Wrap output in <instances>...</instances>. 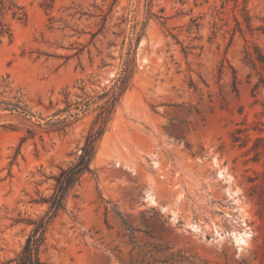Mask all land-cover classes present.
<instances>
[{
	"label": "rangeland",
	"instance_id": "1",
	"mask_svg": "<svg viewBox=\"0 0 264 264\" xmlns=\"http://www.w3.org/2000/svg\"><path fill=\"white\" fill-rule=\"evenodd\" d=\"M5 4L0 102L20 99L31 115L0 104V264L44 213L35 201L78 154L106 100L97 96L123 75L96 175L48 230V263L264 264L251 193L264 179V156L251 151L264 138V91L253 95L242 63L245 46L264 51V0ZM238 128L250 141L233 142Z\"/></svg>",
	"mask_w": 264,
	"mask_h": 264
},
{
	"label": "trees",
	"instance_id": "2",
	"mask_svg": "<svg viewBox=\"0 0 264 264\" xmlns=\"http://www.w3.org/2000/svg\"><path fill=\"white\" fill-rule=\"evenodd\" d=\"M12 4H10L11 6ZM5 0H0V20L5 10ZM18 11H12L14 18L24 20L26 14L20 8L14 6ZM10 9V8H8ZM247 28H249L248 19L245 18ZM236 28L241 34L242 28L240 22L236 21ZM264 34V28H262ZM10 36V34H9ZM242 63L251 71L248 78L253 75L257 77L256 82L253 84L252 93L257 95L259 91H264V51L258 46H245L243 49ZM126 86L125 76L116 79L112 91L105 90L102 94L98 95V99H105L104 103L99 107V113L93 122L91 128L87 132L83 144L78 149V154L74 160L70 161L66 166L59 167L55 174H51L48 179L52 181L51 193L47 196H41L35 203L45 206L44 213L35 220H28L27 225L31 226L29 234L27 235L20 250L15 256L8 261V264H49L45 258L47 253V234L50 226L55 218L66 211L67 204L70 198L77 199V190L81 184L82 179L86 175L95 176L96 171L93 167V162L96 158L99 142L105 132L106 126L111 120L114 109L118 104L122 91ZM232 89L236 91V73L233 71ZM0 104L4 105L3 110L10 113L28 116L31 115L26 105L20 99L16 102H8ZM263 109H264V103ZM252 131H259L256 128H251ZM249 128L236 129L233 133V142L246 143L250 141ZM255 145L251 149L254 153L253 161H258L261 156H264V138L256 137ZM256 179L249 180L254 182ZM252 196H255L260 205L259 215L262 218V261L264 260V179L261 184H254L252 186Z\"/></svg>",
	"mask_w": 264,
	"mask_h": 264
},
{
	"label": "bare ground",
	"instance_id": "3",
	"mask_svg": "<svg viewBox=\"0 0 264 264\" xmlns=\"http://www.w3.org/2000/svg\"><path fill=\"white\" fill-rule=\"evenodd\" d=\"M240 235V234H239ZM238 235V236H239ZM238 236H236V243L238 244V245H242V244H245V238H249L250 237V233H248V232H245V233H243V235H240L239 237ZM238 237V238H237Z\"/></svg>",
	"mask_w": 264,
	"mask_h": 264
}]
</instances>
